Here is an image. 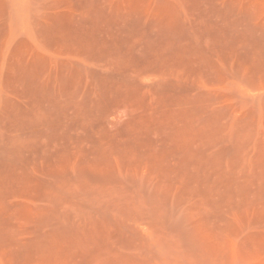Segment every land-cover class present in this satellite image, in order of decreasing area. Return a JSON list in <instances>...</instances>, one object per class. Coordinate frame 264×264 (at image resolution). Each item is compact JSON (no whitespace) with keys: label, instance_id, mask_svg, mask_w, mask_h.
I'll list each match as a JSON object with an SVG mask.
<instances>
[{"label":"rangeland","instance_id":"1","mask_svg":"<svg viewBox=\"0 0 264 264\" xmlns=\"http://www.w3.org/2000/svg\"><path fill=\"white\" fill-rule=\"evenodd\" d=\"M0 264H264V0H0Z\"/></svg>","mask_w":264,"mask_h":264}]
</instances>
